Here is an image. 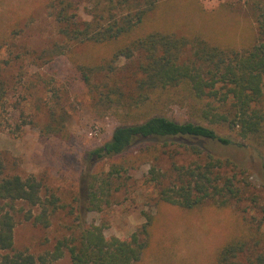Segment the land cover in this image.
Listing matches in <instances>:
<instances>
[{
    "label": "rangeland",
    "instance_id": "1",
    "mask_svg": "<svg viewBox=\"0 0 264 264\" xmlns=\"http://www.w3.org/2000/svg\"><path fill=\"white\" fill-rule=\"evenodd\" d=\"M50 1L0 0V78L7 91L0 103V156L6 173L35 176L42 183L43 197L55 195L65 206L51 216L47 228L15 214V250L36 257L51 252L58 240L75 231L74 212L86 224L102 226L107 238L128 240L137 234L146 243L138 264H214L219 249L239 236L249 240L250 245L258 243L255 249L264 251V143L242 140L226 127L208 125L201 111L211 102L209 99L194 103L182 89H170L164 94L152 93L140 110L146 116L162 115L179 123L207 125L228 139L227 145L212 140L192 142L214 157L231 159L242 169L243 173L239 170L237 175L239 183L232 180L242 191L239 201L218 207L208 200L191 210L161 202L158 189L149 181L150 166L168 174L172 163L185 166L199 161L178 143L164 147L153 141L142 142L124 156L112 159L89 156L111 138L134 101L130 99L137 97L134 86L139 78V59L121 58L110 76L121 90L123 104L112 109L98 105L85 88L77 65H101L120 44H77L66 55L49 56L55 45L64 44L47 8ZM67 1L72 5L68 13L81 21L95 18L105 22L111 15L134 13L141 5L138 0ZM254 21L248 0H160L135 35L160 31L245 51L255 44ZM181 59L192 60L191 45L183 49ZM52 87L65 92L62 102L68 116L67 129L60 137L39 132V127L47 123L46 103ZM261 100L260 107L264 108V87ZM114 167L125 171L119 178H112L108 203L101 204L99 211H89L91 177L104 179ZM222 173L233 175L229 169ZM148 219L152 224L144 233ZM47 264L71 262L64 254Z\"/></svg>",
    "mask_w": 264,
    "mask_h": 264
},
{
    "label": "trees",
    "instance_id": "2",
    "mask_svg": "<svg viewBox=\"0 0 264 264\" xmlns=\"http://www.w3.org/2000/svg\"><path fill=\"white\" fill-rule=\"evenodd\" d=\"M159 1L138 0L141 5L134 13L111 15L101 22L95 18L77 20L75 15L68 13L72 9L71 2L52 0L47 8L64 44L55 45L48 55H66L77 44H120L101 65H77L88 93L106 109L124 102L119 86L110 79L116 64L121 58L137 57L139 78L134 86L137 97L130 99L134 101L121 116L122 122L111 138L89 156L98 160L112 159L124 156L142 142L153 141L164 147L178 143L199 161L185 166L172 163L168 174L155 165L150 166L149 181L158 189L160 201L183 210L198 208L208 200L222 207L231 200L239 201L242 196L240 187L233 182L239 183L237 175L239 170L243 171L231 159L214 157L192 141L212 140L222 145L230 141L220 137L210 126L179 123L162 115L146 116L140 109L152 93L182 89L194 103L204 98L211 101L201 111L208 125L226 127L242 140L264 143V108L260 107L264 87V0H248L254 12L256 40L245 51L223 49L200 38L187 39L160 31L136 36V31ZM187 45H191L192 60L183 61L181 53ZM101 73L103 75H99ZM6 93V85L0 78V103L5 100ZM63 94L65 92L58 87L50 90L46 103L47 123L39 127L44 136L60 137L66 133L68 116L62 102ZM227 169L233 172L231 177L223 175ZM122 171L125 170L114 167L104 179L91 177L87 193L89 211H99L101 204L108 203L111 180L119 178ZM42 193V183L35 176L6 173L0 156V264H47L60 260L64 254L69 256L71 264H138L141 260L146 243L137 234H132L128 240L107 238L102 226L88 225L74 212L71 214L75 216V231L58 240L51 252L36 257L27 251L15 250V214L47 228L51 216L65 208L55 195L43 197ZM151 224L148 219L144 233ZM257 246L258 243L250 245L249 240L241 236L231 238L219 249L214 264H264V251L255 249Z\"/></svg>",
    "mask_w": 264,
    "mask_h": 264
}]
</instances>
